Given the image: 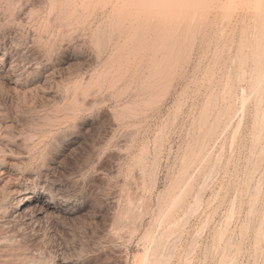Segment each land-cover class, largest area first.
Returning <instances> with one entry per match:
<instances>
[{
  "label": "rangeland",
  "instance_id": "1",
  "mask_svg": "<svg viewBox=\"0 0 264 264\" xmlns=\"http://www.w3.org/2000/svg\"><path fill=\"white\" fill-rule=\"evenodd\" d=\"M0 264H264V0H0Z\"/></svg>",
  "mask_w": 264,
  "mask_h": 264
},
{
  "label": "bare ground",
  "instance_id": "2",
  "mask_svg": "<svg viewBox=\"0 0 264 264\" xmlns=\"http://www.w3.org/2000/svg\"><path fill=\"white\" fill-rule=\"evenodd\" d=\"M123 205V204H122ZM122 208H124L123 206H122ZM127 208H125V210H126ZM122 210V209H121ZM120 210V211H121ZM125 210H123V211H121V213H119L120 214V218H121V220H123V218H125V216H126V213H128V211L126 212ZM128 216V215H127ZM119 218V219H120ZM128 219V218H127ZM121 222V221H120Z\"/></svg>",
  "mask_w": 264,
  "mask_h": 264
}]
</instances>
